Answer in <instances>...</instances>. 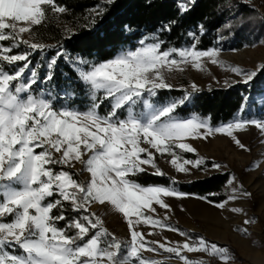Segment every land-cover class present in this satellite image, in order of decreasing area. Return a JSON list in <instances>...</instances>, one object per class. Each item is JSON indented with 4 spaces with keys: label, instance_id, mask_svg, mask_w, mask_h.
<instances>
[{
    "label": "snow or ice",
    "instance_id": "obj_1",
    "mask_svg": "<svg viewBox=\"0 0 264 264\" xmlns=\"http://www.w3.org/2000/svg\"><path fill=\"white\" fill-rule=\"evenodd\" d=\"M112 3L114 0H107V4ZM194 3L187 0L181 13ZM67 11L56 0H0V264H164L142 255L160 249L174 254L183 264H205L189 259L184 252L206 253L229 264L234 255L226 246L165 223L171 211L165 198L188 195L177 191L174 177H169V185H144L137 178L142 174L166 176L157 165L156 154H167L177 173H189L187 165L199 169L205 162L203 157L189 160L182 155L197 151L186 142L189 139L207 140L223 134L240 149L248 150L237 133L249 125L264 133V90L253 101L261 107L259 118L238 115L214 127L210 117L195 111L183 117L178 114V109L192 104L201 91L195 82L181 98L161 99L162 90L173 88L168 81L174 72L182 73L189 67L206 72L207 60L229 68L242 77L238 82L249 85L258 71L264 72V64L250 72L225 65L219 59L221 49H199L197 34L189 32L193 43L183 48H164L158 36L96 57L91 53L73 57L60 46L46 62L42 59L34 65L30 57L39 52L43 58L51 47L32 42L39 36L34 28ZM96 15L102 11L97 9ZM234 19L241 27L251 22L250 18ZM175 23L169 22L161 31L170 32ZM198 28L203 29V25ZM124 30H129L127 25ZM21 46L27 51L12 54ZM60 59L73 69L76 78L64 75L63 85L46 87L54 79ZM41 68L46 70L43 78ZM37 84L45 87L34 88ZM249 99L245 97L240 113L248 109ZM77 164V171L65 170L75 169ZM212 167L219 170L222 166L214 163ZM83 173L88 174L84 180L74 178ZM227 183L237 187L223 202L207 196L199 199L217 209L241 213L242 208H228L229 203L250 198L252 193L244 191L234 176ZM66 202L77 214L74 218L66 217ZM94 205L121 216L130 240L122 241L110 233L103 219L91 211ZM155 206L165 210L163 219L155 215ZM254 219L243 223L251 224ZM60 221H66L64 227L58 226ZM142 226L167 229L186 239L172 246L167 241H149L140 230ZM234 230L248 235L246 228ZM13 248L17 251H10Z\"/></svg>",
    "mask_w": 264,
    "mask_h": 264
},
{
    "label": "rangeland",
    "instance_id": "obj_2",
    "mask_svg": "<svg viewBox=\"0 0 264 264\" xmlns=\"http://www.w3.org/2000/svg\"><path fill=\"white\" fill-rule=\"evenodd\" d=\"M243 3L254 7L264 20V0H243ZM225 28L226 26L221 28L219 31L220 36L217 40L218 45L216 47L221 49L219 59L225 65L237 66L249 72L258 71L260 66L264 64V29L260 31V36L255 41L245 44L241 48H234L223 45L224 43L230 45L228 37L223 34ZM23 37L29 39L28 34H23ZM32 42L37 41L33 39ZM8 43L5 42V44ZM24 51H27L26 47L21 46L19 49H14L12 54ZM47 58L46 51L43 54V58L39 52L30 57L34 65L40 63L42 59L46 62ZM205 67L208 69L206 72L193 70L191 67L182 73L174 72L168 81L173 85V88L171 90H164L169 93L165 95V98H181L184 95V90H190V85L193 82L198 85L201 91L226 88L237 83H242L238 82L242 80V77L232 73L227 67L212 65L207 60H205ZM45 71L44 68L39 70L41 78L45 75ZM52 86L54 84L51 83L46 87ZM33 87L39 88L45 86L37 84ZM257 98L258 96L248 100V109L245 112L240 113L238 111L230 120L216 126L226 124L237 118L238 115L242 119L259 118L262 112L261 107L258 103H253ZM237 137L246 145L248 150L240 149L231 138L223 134H216L207 140H187L186 142L190 143L197 151L196 153H182L183 157L195 160L199 156L203 157L205 161L199 169L187 165L190 169L189 173H177L168 162L170 157L167 154L164 156L156 154V162L161 170L166 173L165 177L175 178L177 183L174 186L177 191H180L177 184L190 183L215 173H228L229 179L234 176L236 181L242 184L243 190L252 193V196L250 198H242L236 202H230L228 208L240 207L243 211L241 213H232L227 209L220 210L212 204L199 199L200 197L188 194L184 198H165V202L171 206V211L168 213L169 218L165 223L171 224L173 228L190 233L193 237H204L208 242L217 243L219 246L233 247L243 261L238 260L229 249V254L234 255V260L229 261V264H264V133L249 125L244 130L238 132ZM214 163L220 164L222 166L221 169H214L212 167ZM79 168L80 165L77 164L75 169L65 170L75 172ZM87 176V173H83L82 175L74 176V178L84 180ZM234 187H237L236 183L232 185L226 184L224 189L226 197L231 194V189ZM70 207V204L66 202L65 210L70 212L68 214L65 212V215L69 219L77 215L70 210ZM155 207L157 208L155 215L163 219L165 210L160 209L159 206ZM91 211L96 212L103 219L104 227L110 233H113L117 239L122 241L130 240V234L121 216L99 205H94ZM54 213L59 214L58 212ZM252 218H255L253 223L248 225L243 223L244 220ZM7 219L10 220L11 217ZM65 223L66 221H63L61 224L58 222V226L64 227ZM237 228H246L248 235L235 231L234 229ZM140 230L145 233L149 241H160L161 243L167 241L169 246L176 245L177 243L183 244L186 239V237L176 232L160 229L159 227L142 226ZM149 232L152 235H147ZM10 251L15 252L17 250L13 248ZM183 254L188 256L189 259L204 261L205 264H223L217 257L214 262H208L212 257H209L206 253L184 252ZM142 255L145 258L160 260L166 264H183L174 254L164 253L162 249L158 252L144 251ZM168 257L171 258L166 259Z\"/></svg>",
    "mask_w": 264,
    "mask_h": 264
},
{
    "label": "trees",
    "instance_id": "obj_3",
    "mask_svg": "<svg viewBox=\"0 0 264 264\" xmlns=\"http://www.w3.org/2000/svg\"><path fill=\"white\" fill-rule=\"evenodd\" d=\"M56 2L65 6L68 11L51 17L42 26L34 28L39 33L35 40L51 46L46 50L48 57L54 55L60 46L73 57L87 56L88 53L92 57L111 54L114 50L137 45L140 39L153 36L164 41V48H181L193 43L189 32L197 34L199 49H208L218 45L219 31L229 24L232 27H226L223 34L228 37L230 45H223L241 48L255 41L264 29V20L256 9L239 0H195L194 4L189 5V11L183 13L181 8L187 0H114L110 5L107 0ZM97 9L102 11V15H96ZM234 17L250 18L251 22L244 23L241 27L240 21ZM171 21H176L171 31H161ZM125 25L128 26V31L124 30ZM198 25H203V29L198 28ZM64 75L71 76L73 80L76 78L73 69L60 59L51 83L63 85ZM261 90H264V72H258L254 82L249 85L237 83L226 88L201 91L196 94L192 104L179 108L178 114L183 117L195 111L202 117H210V123L216 126L230 120L245 103V97H256ZM167 94L169 93L164 90L159 93L161 99ZM137 179L144 185H169L171 182L168 177L150 174H142ZM228 180V173H215L177 186L181 192L198 197L207 196L218 203L226 197L224 189ZM65 212L68 214L70 211ZM228 248L238 260L243 261L233 247Z\"/></svg>",
    "mask_w": 264,
    "mask_h": 264
},
{
    "label": "built area",
    "instance_id": "obj_4",
    "mask_svg": "<svg viewBox=\"0 0 264 264\" xmlns=\"http://www.w3.org/2000/svg\"><path fill=\"white\" fill-rule=\"evenodd\" d=\"M216 260V257H212L208 262H214Z\"/></svg>",
    "mask_w": 264,
    "mask_h": 264
}]
</instances>
